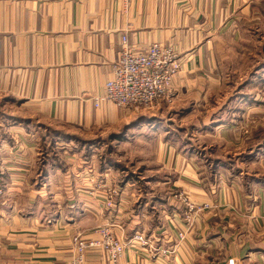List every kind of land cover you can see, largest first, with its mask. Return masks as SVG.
Returning <instances> with one entry per match:
<instances>
[{
    "label": "crops",
    "instance_id": "obj_1",
    "mask_svg": "<svg viewBox=\"0 0 264 264\" xmlns=\"http://www.w3.org/2000/svg\"><path fill=\"white\" fill-rule=\"evenodd\" d=\"M263 6L264 0H0V264H70L73 236L98 238L93 230L103 224L126 240L143 232L157 245L178 244L171 256L155 260L131 247L121 264H228L230 258L264 264V173H250L241 162L238 170L250 177L236 181L223 170L233 164L229 159L171 139L170 129L162 135L151 126L143 133L155 139L151 161L163 173L123 175L117 162L104 159L95 172L91 160L79 183L74 155H65L68 165L37 160L38 135L47 130L72 141L81 131L111 126L120 130L110 138L138 142L143 116L93 100L112 75L123 37L137 50L154 42L177 47L176 100L190 103L178 111L183 115L213 100L231 46L249 35L252 20L261 22ZM228 106L212 111L209 129L228 123L216 120ZM23 107L34 112L12 113ZM7 118L17 124L7 126ZM78 144L89 149L100 141ZM262 151L264 143L252 148L264 161ZM179 193L211 205L183 241ZM86 264H109L107 254L89 249Z\"/></svg>",
    "mask_w": 264,
    "mask_h": 264
},
{
    "label": "rangeland",
    "instance_id": "obj_2",
    "mask_svg": "<svg viewBox=\"0 0 264 264\" xmlns=\"http://www.w3.org/2000/svg\"><path fill=\"white\" fill-rule=\"evenodd\" d=\"M261 10L263 14L261 22L252 20L249 35L236 39L231 46L232 53L227 58L224 81L218 90L213 92V100L207 102L203 107L198 106L197 112L191 110V112L185 111L186 113L183 115L179 114L178 111L180 109L184 111V108H187L190 103L184 101L186 104H183V101L176 100L178 93L175 89V98L172 101L161 102L148 109L140 107L131 109L137 112L139 118L141 116L145 118L141 119L139 123L142 125L140 129H143L139 131L143 132H138L136 135L139 139L138 142H134L135 138L119 142L110 138L111 134L120 130L111 126L105 127L104 132H102L103 129H100L99 132L97 129L81 131V134H77L81 139L76 137L72 141L64 139L63 135L65 134L57 137L47 130L42 136L38 135V162L44 163L48 159L68 165L71 160L65 155L67 157L74 155L75 160L71 161V168L79 175L76 177V182L79 183L82 181L80 177L84 176L83 169L91 160L94 165L91 166L93 167L91 169L95 172L97 171L95 164L98 166V162L104 159L107 163L117 162L118 171L123 175L144 177L147 172L163 173L166 170H162L158 163L151 161V158H154L156 154L155 139H149L143 134L147 133L151 126H155L159 128L156 130L159 132H154L156 134L165 135V131L170 129L171 132L167 135H170L171 139L179 140L183 145L190 142L196 150L205 151L206 156L214 154L229 159L228 161L233 164L230 169L223 167V170L234 173L236 181L244 182L247 176L250 177L245 170L260 175L264 173V161H261L260 155L257 156L258 151L252 152L255 145L264 143V6ZM227 103L228 108L219 117H216V120L224 123L228 121V123L222 125L217 130L218 132L214 130L215 125L209 129L207 125H212L210 123L212 111L219 110L218 107L221 110L224 109ZM32 112L34 111L31 107L12 110L14 115L21 116L23 114L25 117ZM4 120V122H9L6 124L9 127L13 126V123L17 124L14 119ZM39 121L44 122L45 119L42 118ZM62 127L59 129H64ZM197 128L200 129L199 132ZM227 130H231L232 135H228ZM83 138L100 141V144H95L89 149L82 147L78 143L79 140L82 142ZM63 146L65 148H61ZM241 162L244 164V171L238 170L241 167ZM111 171L113 173V170ZM175 198L181 201L185 207L188 206V211H192L191 228L197 215L211 207L207 203L201 205L192 202L184 193H179Z\"/></svg>",
    "mask_w": 264,
    "mask_h": 264
},
{
    "label": "built area",
    "instance_id": "obj_3",
    "mask_svg": "<svg viewBox=\"0 0 264 264\" xmlns=\"http://www.w3.org/2000/svg\"><path fill=\"white\" fill-rule=\"evenodd\" d=\"M181 68L180 53L175 45L154 42L145 50H137L123 37L112 75L103 92L93 97L94 105L98 107L102 102H111L123 109H148L161 102L172 101L175 98L174 78ZM191 213L186 206V230L178 232V241H183L187 230L191 228ZM93 232L98 238L88 239L80 232L73 236L74 254L70 264H86V253L89 249L101 248L107 254L109 264H121L124 253L131 247L139 246L143 253L155 260L171 256L178 246L177 244L166 248L157 245L153 235L143 232L126 240L115 233L111 224L100 225ZM228 264H238V261L230 258Z\"/></svg>",
    "mask_w": 264,
    "mask_h": 264
}]
</instances>
